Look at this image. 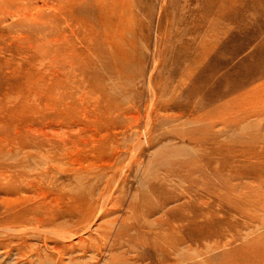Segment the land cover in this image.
I'll return each instance as SVG.
<instances>
[{"label":"rangeland","instance_id":"rangeland-1","mask_svg":"<svg viewBox=\"0 0 264 264\" xmlns=\"http://www.w3.org/2000/svg\"><path fill=\"white\" fill-rule=\"evenodd\" d=\"M21 2L0 0L4 4L0 7V218H6L0 219V264H160L147 235L126 227L131 223L125 220L132 215L133 199L140 205L144 198L160 199L167 211L175 208L184 217L195 212L187 205L181 207L188 201L211 211L210 235L201 232L202 245L193 244L192 249L228 237L232 227L251 229L258 219L264 220V195L256 206L258 215L246 218L230 202L246 185L259 184L264 190V0H81L64 20L60 0H33L27 10L34 19L33 28L18 17ZM80 16L88 33L89 28L98 33L87 40L97 44L90 45L95 53L84 50L87 60L54 59L51 32L73 27ZM73 42L79 45L78 38ZM116 54L122 58L114 59ZM112 58L122 61L115 63ZM120 68H126L125 75ZM38 99L43 111L33 109ZM69 100L77 111V130L68 121L51 119L53 109L43 106ZM153 105L162 106L158 108L164 115L158 119L160 125L152 123L157 110ZM117 107L125 112L123 125L135 122L142 132L148 127L145 132L154 144L137 146L135 135L125 143L126 136L117 134L124 145L116 156L109 153L107 161V156L90 150L107 144L91 138L105 133L111 121L108 110ZM194 109L197 116H211L212 131L201 142L208 150L200 149L190 158L197 175L182 181L169 177L158 162L178 152L187 156L184 149L193 146L181 144L192 133L193 125L185 118ZM179 111V118L169 117ZM244 115L250 117L247 122L240 120ZM256 117L258 132L249 126ZM66 134L74 144L71 138L67 147L55 143L57 136ZM154 145H159L158 150ZM83 146L89 151L81 150ZM57 148L59 152L67 149V156L62 153L55 159ZM88 160L97 171L80 167ZM189 188L195 189L181 194ZM173 195H180L177 202L166 200ZM152 208L150 203L144 209ZM158 216L153 214L149 220ZM170 219L184 225L180 237L191 226L175 214ZM215 223L222 225L220 231L214 229ZM259 233L264 236V227L246 239ZM161 245L169 249L168 242ZM180 247L186 248L183 243ZM221 251L197 259L208 254L215 257Z\"/></svg>","mask_w":264,"mask_h":264},{"label":"bare ground","instance_id":"bare-ground-1","mask_svg":"<svg viewBox=\"0 0 264 264\" xmlns=\"http://www.w3.org/2000/svg\"><path fill=\"white\" fill-rule=\"evenodd\" d=\"M79 4H81V0H60L59 6L64 10V14L61 16V20H64V19L67 18L68 15H71L72 14V11H73V8H76ZM32 5H33V0H22V2L20 3V5L18 4L16 11L19 14L18 17L22 18L25 24H28V26H30V27L33 28L34 27V25H33L34 24V19H32V17L29 16L31 14H28L27 13V10H29L32 7ZM84 5H86V4H84ZM0 7L1 8L2 7L4 8V4L1 3L0 4ZM85 8H87V7L85 6ZM112 8H115V7H110V9H112ZM102 10H104V8ZM113 12H114V9H113ZM100 13L102 14L104 12H100ZM110 13H111V11H110ZM114 15H116V14H114ZM13 16H15V15H13ZM109 16H111V15H109ZM111 17H113V16H111ZM82 21H84V20L80 16L78 20L73 21V23L75 24L73 27H68V29L63 30L59 34L56 31L51 32V38L53 39V42L55 43V47L51 51V54H52V56H54V59L59 60L60 58H69L70 57V58H72L75 61L80 60V59L82 60L84 58L87 60L88 59L87 56H86L87 53H85V51H87L88 53H95V50L96 49L90 50V47L91 46L97 47V44H95V42L93 44H90L89 42H87V40H89V39H91L93 37H96V35H98V33L92 31L91 28H89L90 31H91V33H88L83 28V26L81 25V22ZM118 21H119V19H118ZM112 22H110V24ZM107 24L110 25L109 23H107ZM116 24H117V22H116ZM111 25H113V24H111ZM103 27H104V25H103ZM106 28H107V26H106ZM36 29H40V28H37L36 27ZM69 29H70L71 34L68 33V30ZM107 32H105V33L108 34ZM108 35L111 36L110 34H108ZM38 38L40 39V41H44V39H41L40 37H38ZM77 38H78L79 45L76 44L75 42H73ZM82 39H83V41H82ZM36 40L39 41L37 38H36ZM112 40H113V37H112ZM84 42H86L87 44L84 43ZM109 42H111V40ZM109 42H107V43H109ZM114 43H116V42H114ZM117 44L114 45V48L117 47ZM118 45H121V43L118 44ZM107 46H108V44H107ZM112 47L113 46H111V49H114ZM121 48H119V49H121ZM113 51H115V49ZM111 54H113V53H111ZM124 54H128V53H124ZM89 56H92V55H89ZM116 56H117V54L115 56H113L114 59H117V58H115ZM118 58H122V57L119 56ZM114 59L112 58V60H114ZM118 60H114L115 63H116V61L118 62ZM119 61H122V60H119ZM125 61L126 60H123V62H125ZM112 63H114V62L112 61ZM126 63H127V61H126ZM126 63L123 64V65H125V67L127 66ZM82 64H84V63H82ZM59 65H58V67H59ZM130 65L128 67H131ZM117 66H118V64H117ZM120 66H122V65H120ZM120 66H118V67H120ZM121 68H123V67H121ZM125 69H121L122 70V71L120 70L121 73ZM116 70H119V69H116ZM122 74L125 75V73H122ZM73 75H75V74H73ZM117 75H118V72H117ZM76 76H78V75H76ZM116 77H118V76H116ZM82 78H84V77H82ZM117 89H118V87H117ZM192 89H194V88H192ZM239 96L241 97V99H243V94H240ZM124 100H125V98H124ZM40 101H41V99H38L37 103L34 102L33 109L43 111L44 108L42 107V104L40 103ZM126 101L127 100H125V102ZM120 103H122V101ZM43 106H50L53 109V112L50 114L51 119L61 120V121H68V122H70V124L72 126L74 125V127H76L75 128L76 130L79 129V127H78L79 123L77 121L78 119H77V114H76L77 111L75 110V107H73L72 100H69L68 102H65V103H63L62 101H60V102L56 103L55 105H53L52 103H45V105H43ZM153 106H155V105H153ZM166 106H168V105H166ZM133 107H134V105H133ZM145 107H146V105H145ZM155 107L159 111L155 110L156 113L153 112L154 119H152L153 120L152 123H154V121H155V122H157L159 124V122H158L159 120L158 119L161 117V115H163V113H160V109H158V108H162V106H160V105L157 106L156 105ZM201 107H205V106H201ZM117 109L118 110H114V109H110L109 108V110H108V116L111 119V121H110V124H109L110 126L105 131V133H103L101 137L99 135V138L98 139L91 138V140H94V142H101L102 141L103 143H106L107 144L106 146H103V147H100V148H98L95 145L92 146V147H90V150H91V148L93 149V151H91V153H96V154H101V155L107 156L108 157L107 158V161L109 159H111L109 157V155H108L109 153H112L114 156H116L122 150V147L124 145V143H122L123 141L122 142L120 141V137L119 138L117 137V134H124L126 136L124 138L125 143L127 142L128 139L131 141L132 140V137L135 135V139H136V142L135 143H136L137 146L138 145L139 146L140 145L143 146L145 143L146 144H150L151 143L152 145L154 144V140H153V137L151 136V134L149 135V137L151 139L148 140L147 133L145 132V130L148 128L147 126H150V125H148V124L145 125L144 128H146V127L147 128L146 129H143V132L139 128V126H137L135 124V122H133L135 125L132 124V121H130L131 122V125H127V124L123 125L124 122H122V119L125 118V112H123V108H121V107L120 108L117 107ZM166 109H167V107H166ZM153 111H154V109H153ZM161 111H163V110H161ZM172 111H174V110H172ZM194 111H195V109L194 110H191L190 111V114L187 115L186 118H185L186 119L185 121H187V123L193 125L192 133H189L187 131L188 134L184 136L185 137V140H183L184 143L181 144L182 146H184L183 144H185L186 142H188L189 145H192L193 146L189 150H187V148H189V147H186V149H184L187 152L188 158H186L187 156H183L182 153H180V155H178V153H179L178 152L176 154H171L170 153L172 156L169 155V157H166L164 155V158L165 159H162L160 162L157 161L161 167L167 168V170H166L165 173H168L169 177H173V178H176L178 180L181 179L182 181H188L191 178L193 179L197 175L198 172L193 171V169L191 167L193 165H192V162H191L190 158L192 157L193 154H195L196 152H198L200 149H204V150H205V148L207 149V147H205V145L202 146L201 142L203 140L204 141H207L208 140V136L210 135V133L212 131L211 116L208 113H204L201 116H197L196 113H194ZM183 112H185V111H183ZM198 112H200V111H198ZM179 113H180V111L178 113H175V114H170L169 113L170 114L169 117L179 118L180 116H182ZM165 114L167 115V113H165ZM176 114H178V115H176ZM126 115H127V112H126ZM238 115H239V113H238ZM249 118L250 117L248 115H244L243 117H240V120H242L243 122H247V120ZM231 119L232 118H229L227 120L228 121H231ZM169 120H170V118L168 120H166V121L170 122ZM160 121H161V118H160ZM163 121H165V120H163ZM235 121H236V118H234V120H233L232 123H235ZM150 122H151V120H150ZM181 122H182V120H181ZM157 123H155V124L157 125ZM177 123H175V124H177ZM249 123H250V121H249ZM143 124H144V121H143ZM258 124H259V122H258V119L256 117L255 120H254V122L253 123L251 122L249 124V126L251 127V129L253 131L258 132L259 131ZM167 126H170V125L167 124L166 127ZM249 126H245V127L248 128ZM65 128H66V126H65ZM178 129H180V128H178ZM178 129H176V130H178ZM165 131H168V130L165 129ZM169 131H173V130L170 129ZM179 131H182V130H179ZM159 133H160L159 136H161V137H163L165 135V134H163V136H162L161 135V133H162L161 131ZM170 134L169 135L167 134V135L170 136ZM77 137L82 140V143H86L87 144V140L86 139H83L80 136H77ZM114 137L117 138V139H114ZM70 138H71V136L68 135V134L61 135V136H57L56 137L57 141L55 140V143L58 142V141H60V143L62 144V147H67V140H69ZM168 139H169V137H168ZM170 139H172V138H170ZM170 139H169V141H170ZM157 140H159V138ZM118 141L121 142V143H119ZM159 141H161V140H159ZM169 141H166V143H168ZM172 141L174 142V141H177V140H172ZM70 142L73 143L72 138H71ZM130 144L131 143H129V145ZM160 144H162V143H160ZM169 144H170V142H169ZM159 145H158V148H159ZM128 146H127V148H129ZM173 146H175V144ZM155 147L158 150L157 146H155ZM175 148H176V146H175ZM133 149H134V147H133ZM160 149H162V148H160ZM81 150L89 151V148H86L85 146H83L81 148ZM128 151H130V149ZM68 152L69 151L67 149L63 150L62 152H59V149L57 148V154L55 156V159H57L59 156H62V153H64V155L67 156ZM138 164H139V162H138ZM79 165H80V167H82L83 169H85L87 171H92V169L93 170L94 169L95 170L97 169L95 163L92 160H88L87 165H84V164H81V163H79ZM105 166L107 167V165H105ZM92 172H95V171H92ZM80 175H84V174H80ZM181 185H182V187H185V184H181ZM197 186H198V184H197ZM197 186L195 188H197ZM202 188H204V184L202 185ZM194 189L189 188L186 192H181V194L182 195H185L187 193L190 194ZM261 191L262 190L259 188V184H258L257 187H256V185H254L252 187L249 186V185H246L245 187H242V189L237 190L236 197L234 199H231L230 202H232V204L234 203V208L233 209H235L238 212V215L240 217H245L246 218L247 216H255V215H258V211L256 209V206L259 203V201H261V199H262V197L264 195V190H263V192H261ZM140 196L141 197H146L145 194H142ZM179 198H180V195H173V196H170L166 200H172V201L177 202L179 200ZM145 200H146V198L143 199L144 205H140L136 200L133 199V201L130 204V209H131L132 215H131L130 218H128V219L125 220V221L131 222V223H129L128 225H126V227L127 228L132 227L133 229H135V231H137V234H141L142 233L144 235H147L146 237H147V239L150 240L151 247H153V249L155 250V253L157 255V259H158V261H160V264H201V262H205L206 264H224V263L225 264H264V236H263V234L261 233L262 234L261 235L259 233L261 236H256L257 238L246 239V236H248V234H250V232L255 231L259 227H264V220L261 221L260 219H258V221H256V223L254 224V226L251 229H247L245 227H242V228L241 227L240 228L235 227L234 228V227L231 226L232 227V230L230 231V234H229L228 237L226 236L225 238L222 237V238H220L218 240L216 239V241L211 242V245L210 246H205V247H202L200 249L199 248L192 249L190 247L193 244H196L197 243L199 245H202V243H199V241L201 239H204L203 238V235L205 237H208L210 235V227H211L210 220H211L212 212L211 211L210 212H207L206 210L199 208L196 204H190V203H195V201L193 200V201H188L186 204H181V207H184V206L187 205V207H191V208H194L195 209L194 214H192L190 216H187V217H184L179 211H173L175 208H171V209H169V211H167L165 209L164 202L162 200H160V199H157L154 202H149L148 200H146V201ZM150 203L153 205V208L150 209L147 212L144 208H145L146 205H149ZM171 211H173V212H171ZM156 213H158V215H160V216L155 217L152 220H149V218L151 216H153V214H156ZM173 214H175V217L184 218L188 223L191 224V226L187 230V232L183 236H181V237L179 236V234L183 231L184 225H183V227H181V224L179 222H177V221L170 222V220H171L170 219V216L173 215ZM201 217H205V219H202L201 220L200 219ZM2 218L6 219L5 217H1L0 219H2ZM140 220H141V222H140ZM7 221H9V220H7ZM125 221L123 223H125ZM60 225H62V224L60 223ZM56 226H57V223H56ZM151 227H153L154 229H152ZM213 227H214V229H217L219 231L222 229V225L220 223L213 224ZM121 232L123 233V231H121ZM201 232L203 233V235H202ZM102 233H103V231H102ZM260 237H261V241H259V238ZM78 238L79 237H77V239ZM130 240H131V242L134 243L135 238L133 237ZM164 242H168V244H169V249L168 250H167L166 247L163 248V249L161 248V246H162L161 244L164 243ZM182 243H183V245H185V247H186L185 249H181L180 246L182 245ZM209 247H210V249H209ZM219 249H221L222 251L217 256H215V257L214 256L212 257L210 254H208V256L206 255V257H204L202 259H197L198 257L202 256L203 254H206L208 252H212L213 250H219ZM121 255H122L123 258H125L126 260H128V258L126 257V255H124V254H121ZM226 260H228L229 263H227Z\"/></svg>","mask_w":264,"mask_h":264}]
</instances>
